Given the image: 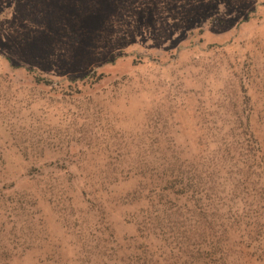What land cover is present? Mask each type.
<instances>
[{
  "label": "rangeland",
  "instance_id": "374dc122",
  "mask_svg": "<svg viewBox=\"0 0 264 264\" xmlns=\"http://www.w3.org/2000/svg\"><path fill=\"white\" fill-rule=\"evenodd\" d=\"M0 264H264V0H0Z\"/></svg>",
  "mask_w": 264,
  "mask_h": 264
},
{
  "label": "trees",
  "instance_id": "16d2710c",
  "mask_svg": "<svg viewBox=\"0 0 264 264\" xmlns=\"http://www.w3.org/2000/svg\"><path fill=\"white\" fill-rule=\"evenodd\" d=\"M37 79H38V77H37ZM39 80V79H38Z\"/></svg>",
  "mask_w": 264,
  "mask_h": 264
}]
</instances>
